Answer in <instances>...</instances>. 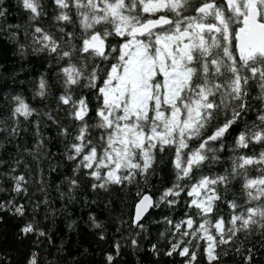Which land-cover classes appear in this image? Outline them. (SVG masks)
<instances>
[{
	"label": "snow or ice",
	"instance_id": "6c2138e0",
	"mask_svg": "<svg viewBox=\"0 0 264 264\" xmlns=\"http://www.w3.org/2000/svg\"><path fill=\"white\" fill-rule=\"evenodd\" d=\"M18 3L25 18L0 23V33L18 42L21 56L48 61L34 96L46 100L56 90L55 106L44 116L57 130L63 159L72 164L69 197L85 178L93 191L147 181L167 150L173 180L159 194L136 192L131 245L140 246L136 237L146 230L149 210L183 204L179 220L164 217L170 226L160 233L169 237L164 255H178L183 264H199L200 257L205 264H224L225 246L241 236H259L264 247V0ZM7 12L0 0V21ZM11 101V132L18 136L20 118L39 113L21 94ZM33 123L38 139L28 152L43 192L47 180L39 163L53 154L39 121ZM21 164L30 167L17 159L0 175V184L10 180L15 194L0 199V224L7 214H26L16 199L29 193V174L17 171ZM58 166L50 165V172ZM20 233L48 236L35 219ZM113 247L116 255L107 254V264L120 254L121 244ZM151 250L160 255L156 244ZM38 260L33 252L27 264ZM254 261L255 252L244 250L243 264Z\"/></svg>",
	"mask_w": 264,
	"mask_h": 264
},
{
	"label": "trees",
	"instance_id": "16d2710c",
	"mask_svg": "<svg viewBox=\"0 0 264 264\" xmlns=\"http://www.w3.org/2000/svg\"><path fill=\"white\" fill-rule=\"evenodd\" d=\"M45 2L49 3L50 0ZM2 3L8 12L0 23L15 25L25 18L18 0H2ZM17 43L7 33H0V159L4 161L0 164V175L9 172L19 159L30 166L25 168L21 164L17 169L18 172L29 174L30 183L28 195L16 197L19 203L26 205L25 216L7 214L0 224V259L6 260L7 264H27L30 255L35 252L39 257L38 264H107L106 255L112 253L115 256L113 245L120 243V254L116 256L114 264H183V258L178 255H164L169 247V237L160 235L170 228L164 223V217L179 220L184 212L183 204L174 209L163 206L152 209L143 221L146 230L136 237L140 243L138 248L130 243L135 230L128 226L137 200L136 192L146 190L159 194L172 182L171 153L166 150L164 154L158 155L155 174L149 175L147 181L140 179L138 185H113L107 191H93L90 187L92 181L85 178L74 196L69 197L66 177L71 175L72 164L63 159V145L57 130L44 116L55 106L56 90L53 89L46 100L34 96L35 81L48 70V61L42 55L21 56ZM17 94L23 95L39 113L28 121L20 118L22 131L18 136L11 132L14 122L10 119L11 97ZM253 116L254 113H250L249 118ZM36 120L53 154L51 159L39 163V169L47 180L44 185L46 191L43 192L38 190L39 185L35 182L38 179L37 163L33 162L28 152L38 139L33 123ZM57 164L56 170L50 172L49 166ZM0 187L7 189L0 191V199L15 195L11 191L10 180H5ZM43 199H47L48 203L44 204ZM36 201H41L39 207H35ZM223 211L227 213L226 208ZM90 217H94L101 228H96ZM33 219L48 236H23L20 233L21 227ZM101 234L105 239H100ZM153 244L157 245L160 252L158 257L151 250ZM236 247L242 248L241 254L235 253ZM249 248L255 252L254 264H264V247L259 236H241L231 245L225 246L229 254L223 258L224 264H243L244 250ZM199 264H205L203 257H200Z\"/></svg>",
	"mask_w": 264,
	"mask_h": 264
},
{
	"label": "water",
	"instance_id": "95a60500",
	"mask_svg": "<svg viewBox=\"0 0 264 264\" xmlns=\"http://www.w3.org/2000/svg\"><path fill=\"white\" fill-rule=\"evenodd\" d=\"M151 210H149V213H150Z\"/></svg>",
	"mask_w": 264,
	"mask_h": 264
}]
</instances>
